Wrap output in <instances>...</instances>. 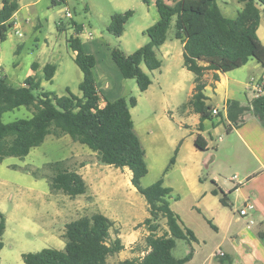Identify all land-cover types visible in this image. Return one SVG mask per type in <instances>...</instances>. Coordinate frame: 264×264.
I'll return each mask as SVG.
<instances>
[{"label":"crops","instance_id":"1","mask_svg":"<svg viewBox=\"0 0 264 264\" xmlns=\"http://www.w3.org/2000/svg\"><path fill=\"white\" fill-rule=\"evenodd\" d=\"M117 1L121 4L114 8V13H111L109 17L115 13L133 10L132 17L123 26L120 35L116 37L119 40V49L125 54H130L148 42L149 39L143 32L159 20V14L155 1L152 0H148L147 3L143 0ZM176 1L178 0H164L170 6ZM215 1L223 16L227 18H235L242 9V4L238 0ZM1 8L2 0H0ZM20 9L19 4L18 10L11 18L13 27L8 32L7 38L14 33V28H23V24L30 22L29 18L21 22L17 20ZM260 9L262 12L257 36L264 45V7ZM134 10L139 12V21L136 23L131 22L135 15ZM69 20L66 23L62 20L61 25L56 23L58 34L55 36V40L50 43L46 42L45 46L41 48V61L37 60L32 64L27 77L42 76L43 67L51 62L57 66L52 78L54 79L62 67V45L58 38L65 34V46L67 50L71 51L67 38L74 35L72 22L81 25L82 31L79 38L84 51L95 58L93 73L100 94L110 102L120 97H136V106L130 108V114L133 130L144 150L148 169L147 174L141 179V186L146 187L162 178L163 186L171 190V196L168 199L170 209L179 216L181 225L191 230L196 238V241L191 242L190 245L193 250L192 258L185 264L194 260L201 246L199 234L188 215L194 210L211 220H207V223H213L212 226L215 229L209 225L213 230L223 233V241L228 243L229 249L226 252L219 249L224 254L223 257L215 255L217 260L227 259V262H221V264H264V180H262V177L264 179V125L252 111L251 102L256 97L250 86L252 79L264 81L262 66L256 60L250 59L244 66L226 73L207 71L203 76L205 82L204 102L211 109L216 108L218 114H211L207 119L201 121L200 115L186 105L194 91V75L184 65V44L175 36L176 16L172 17L170 21L164 43L154 49L160 67L153 71H147L143 65L141 66L151 80V84L144 92H139L134 80H126L122 77L112 60L108 48L112 45L109 41L103 37H93V33L89 37V32L82 23L73 20L72 16ZM37 25L41 27L37 23L32 24V27L36 28ZM73 58L74 54L72 53V60ZM214 74H217V80L213 79ZM0 77H5L7 83L13 85L6 75H2L1 70ZM81 81L82 73L78 79L77 87ZM43 83L44 80L41 81V89ZM229 101L238 102L240 106L245 107L241 116L242 123L238 127H235L228 118ZM197 135L206 141L207 149L205 151H201L195 146L194 141ZM227 136L229 140L225 141ZM84 149H86V153L95 158V154L88 148ZM73 150L70 149V155L74 154ZM247 155H250L254 160L255 170L259 171L257 174L255 170H249ZM223 156L227 159L232 156L234 161L243 165V181H236L238 179L236 175L229 179L223 177L222 173L229 170L231 166L230 164L226 166L220 159ZM173 157L174 163L165 171ZM94 160V163L82 164L80 162L81 167L76 169L73 165L70 166L82 176L86 185L88 183L85 178L91 174V171H93L92 178L97 177L95 175L96 166L112 167L98 164L96 159ZM217 161L219 162L217 167L213 168ZM17 168L27 173L31 178L29 189H27L29 194L25 198V202L17 198L14 202L15 206L24 203L28 206L31 205L32 200L36 198L35 193L40 191L43 197L41 202L43 213L36 215L33 219V233L40 234L45 244L49 246L48 248L63 249L65 242L62 235L65 224L81 216L75 212L77 209L75 211L65 210L58 205V200L55 198L57 195L53 196L54 193L50 192L45 179L33 177L30 171H23V167ZM112 168L116 172H126L128 180L123 184H120L115 178L105 181L103 192L91 188L90 192L94 203L104 204L102 210L94 213L105 215L114 223V229H116L117 223L121 221L113 215L116 214L117 198L119 195L123 198L126 195L123 202L119 201L124 206L126 213L124 222L129 229L137 227L133 231L134 234L138 235L139 231H143L146 237L148 231L142 225L143 221L149 217L146 201L132 186L131 172L127 168ZM204 170L208 171L206 178L203 175ZM151 172V179L144 182L143 179ZM234 176H236L235 180ZM87 192L88 185L86 194ZM86 194L82 196H86ZM223 196L226 205L220 202ZM245 205H251L252 208L247 210L246 215L240 216L239 210ZM8 221V216H5L3 236ZM203 243L205 244V242ZM211 257H214L213 254Z\"/></svg>","mask_w":264,"mask_h":264},{"label":"trees","instance_id":"2","mask_svg":"<svg viewBox=\"0 0 264 264\" xmlns=\"http://www.w3.org/2000/svg\"><path fill=\"white\" fill-rule=\"evenodd\" d=\"M238 1L242 9L235 18H227L215 0H178L172 6L164 0H155L159 20L143 32L148 42L130 54L117 47H108L112 60L124 79L134 80L139 92L146 91L151 80L141 66L147 71L160 67L154 49L164 43L170 21L176 16L175 36L184 44V65L194 75V91L186 105L198 113L203 121L211 115L212 110L204 102L203 76L207 71L226 73L244 66L250 59L256 60L264 69V45L257 36L262 12L260 8L264 7V0ZM61 2L65 0H52V5ZM18 7V0H2L0 42L6 40L12 29L11 18ZM132 15L131 10L113 14L107 32L118 37ZM72 25L74 35L67 38V43L74 54L73 62L82 73V81L78 84L80 95L73 94L69 88L62 96L41 89V81H52L56 71L57 66L51 63L43 67L42 76H28L18 87L8 84L5 77H0V163L11 157L23 159L49 136H69L73 142L94 153L98 164L127 168L131 172L132 186L148 206L149 217L142 223L148 231L144 239V255L138 259H125L118 264H185L192 258L190 245L196 238L191 230L181 225L179 216L170 209L168 199L171 190L163 186L162 178L147 187L141 186V179L148 169L130 114V108L136 106V97H120L110 102L100 94L93 73L95 58L83 49L79 38L81 25L73 22ZM213 79H218L217 74L213 75ZM251 106L254 115L264 125V94L253 99ZM21 107L29 111L31 117L8 123L2 121L4 113ZM244 111L245 107L238 102H228V118L235 127L242 123ZM194 143L201 151L207 149V143L200 135L196 136ZM173 163L174 157L165 171ZM44 166L50 174L40 169L25 171H30L35 178L45 179L51 193H61L70 199L86 194L87 185L82 176L67 166L65 160ZM220 202L226 205L224 196ZM160 220L164 222L161 234L158 233ZM113 228L114 223L101 213L81 216L65 224L63 249L43 248L38 252L23 253L22 262L107 264L109 257L124 248L117 232H114L116 237L112 238ZM4 230L5 216L0 212V250ZM176 240H184L190 246L186 255L178 259L171 253ZM219 261L225 263L227 259Z\"/></svg>","mask_w":264,"mask_h":264},{"label":"rangeland","instance_id":"3","mask_svg":"<svg viewBox=\"0 0 264 264\" xmlns=\"http://www.w3.org/2000/svg\"><path fill=\"white\" fill-rule=\"evenodd\" d=\"M19 4L21 9L17 14V20L21 22L29 18L30 22L23 24V28H20L21 37L12 33L6 41L0 42V70L2 75H6L14 86L22 83L31 70L32 64L41 59L40 50L45 46V43L55 40V36L58 34L56 23L61 15L60 11L65 7L71 13L73 20L82 23L87 31L91 33V36L93 33V37H103L111 43L112 47L120 48L119 40L109 34L106 28L110 22L111 16L109 17V15L114 13V8L119 7L121 4L117 0H67L57 5H52V0H19ZM134 11L135 15L131 22L136 23L139 21V12L137 10ZM63 21L66 23L70 20L64 18ZM35 23L40 24L41 27L37 25L36 28H33L32 24ZM58 39L62 45V67L52 81H44L42 90L62 96L66 94L65 90L68 87L73 94H80L77 83L81 76V71L72 60V52L67 50L65 46V34L60 35ZM19 46L20 48H18ZM29 117H31V113L24 107H21L4 113L2 121L8 123L16 119H26ZM228 140L229 137H225V141ZM84 148L87 147L73 142L69 136L61 138L49 136L39 147L32 149L28 156L23 159L11 157L6 158L0 163V212L8 216L9 220L3 236L4 246L0 251V264H23L21 259L22 253L38 252L43 248L49 247L45 244L40 234L35 235L33 233L34 227H32L35 216L43 213L41 203L43 197L41 192L35 193L36 198L32 200L31 205L28 206L24 203L20 206H15L14 202L17 198L25 202V198L29 194L27 189H29V180L31 178L17 167H23V171L26 169H30V171L40 169L41 172L48 174L49 170L45 168V164L63 161L66 158L65 164L67 166L73 165L75 169L81 167L86 162L94 163L95 158L93 155L86 153V149ZM70 149H74L73 155L69 154ZM220 159H222L226 166L231 165L229 170L222 173L223 177L229 179L231 176L236 175L238 177L236 181H243V165L234 161L232 156H229L228 159L223 156ZM247 162L249 170L256 169L254 160L250 155H247ZM218 163L217 161L213 168L217 167ZM95 168V175L97 177L93 179V171H91V174L85 178L88 183L86 196L70 199L61 193H54L53 196L57 195L55 198L58 200L57 203L60 207L65 210L75 211L77 209L75 212H77L78 216H90L94 212H98L104 208L103 203H94L90 192L91 188L103 192L105 181L115 178L120 184H123L128 180L126 172H116L112 167L96 166ZM258 172L256 171L255 173L257 174ZM207 174L208 171L204 170L203 175L205 178ZM151 176L152 172L143 181L150 180ZM262 180H264L263 177ZM124 196L127 197L126 195ZM124 198L120 197V195L117 198L118 202L115 206L116 214L113 215L121 221L117 223L116 229L113 228L111 236L112 238L116 237L114 232H117V236L125 248L120 253L109 257L107 264H118L125 259H138L144 255L145 234L143 231H139L138 235L134 234L133 231L137 227L129 229L124 222L126 213L124 206L119 203L121 200L123 202ZM188 215L193 221L201 240L199 252L189 264H221L215 258V251L221 249L223 252H226L229 249L228 243L223 241V233L213 230L207 223V220H211L198 214L196 210L188 213ZM159 225L160 230L158 233L161 234L164 222L160 220ZM188 251L189 244L186 241L176 240V245L171 253L174 258L178 259L185 256ZM211 254L214 257H211Z\"/></svg>","mask_w":264,"mask_h":264},{"label":"built area","instance_id":"4","mask_svg":"<svg viewBox=\"0 0 264 264\" xmlns=\"http://www.w3.org/2000/svg\"><path fill=\"white\" fill-rule=\"evenodd\" d=\"M152 1H155V0H152ZM60 13H61V15H60V17H59L58 20H57L58 24H60V25L62 24V20H63L64 18H68V19L71 18V13L68 11V9H67L66 7L63 8V9L60 11ZM14 34L17 35V36H19V37L22 36V33H21V31H20L19 28H14ZM88 36L91 37V33H88ZM250 86H251V88H252V90H253V92H254V94H255V97H258V96L264 94V81H262V80H257V81H255V80L252 79L251 82H250ZM211 114H212V115H217V114H218L217 109H216V108H213V109L211 110ZM233 179L235 180V179H236V176H234ZM250 208H252L251 205H245V206H243V207L239 210V215H240V216H244V215H246V214H247V210L250 209ZM215 255H216L217 257H223L224 254H223L220 250H218V251L215 253Z\"/></svg>","mask_w":264,"mask_h":264}]
</instances>
